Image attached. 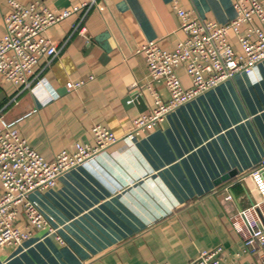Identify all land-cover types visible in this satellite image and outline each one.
I'll return each instance as SVG.
<instances>
[{
    "label": "crops",
    "instance_id": "0c3cea01",
    "mask_svg": "<svg viewBox=\"0 0 264 264\" xmlns=\"http://www.w3.org/2000/svg\"><path fill=\"white\" fill-rule=\"evenodd\" d=\"M43 1L63 10L86 0ZM7 2L0 0V39ZM176 6L220 23L236 16L233 0H98L82 21L85 33L74 29L85 9L48 29L59 53L36 66L30 79L42 78L43 84L35 90L0 73V113L8 120L23 117L22 135L46 159L75 152L78 143L94 145L96 124L121 137L64 172L54 187L30 193L47 228L27 225L20 209L18 225L31 235L1 249L0 264H189L216 247H223L226 264L256 259L230 216L262 197L249 173L264 160V59L149 131L129 135L133 119L153 105L148 65L138 50L156 40L172 51L185 38ZM106 31L109 49L98 40ZM178 74L189 87L185 68ZM79 80L86 83L70 87ZM156 86L169 99L165 84ZM134 92L147 109L125 101ZM232 170L229 180L216 182Z\"/></svg>",
    "mask_w": 264,
    "mask_h": 264
},
{
    "label": "built area",
    "instance_id": "2783aa9c",
    "mask_svg": "<svg viewBox=\"0 0 264 264\" xmlns=\"http://www.w3.org/2000/svg\"><path fill=\"white\" fill-rule=\"evenodd\" d=\"M233 4L236 16L226 23L199 19L191 10L176 6L185 38L172 51L163 49L156 40H150L138 50L145 55L148 65L147 88L153 105L133 119L129 135L149 131L181 105L240 73H251L264 59V0H233ZM97 5L98 0H86L80 6L54 10L43 0L29 3L8 0L3 17L5 33L0 39L1 75L18 87L35 90L43 84L42 78L30 79L36 66L43 57L49 62L59 53L47 34L48 29L85 9V15L74 24V29L83 34L82 21ZM235 40L240 50L236 49ZM181 67L190 77L189 87L178 74ZM160 82L167 87L169 99L159 92L156 84ZM85 83L86 80H79L70 87L77 89ZM22 118L8 120L0 113V250L21 245L31 235V231L18 225L20 209L27 225L47 228L46 215L29 197L33 190L54 187L64 172L84 164L121 139L107 127L96 124L94 145L78 143L75 152L61 151L48 160L22 135L18 127ZM249 175L262 197L233 213L230 221L245 250L256 257L250 264H264V160ZM189 264H226L224 249L205 250Z\"/></svg>",
    "mask_w": 264,
    "mask_h": 264
},
{
    "label": "water",
    "instance_id": "95a60500",
    "mask_svg": "<svg viewBox=\"0 0 264 264\" xmlns=\"http://www.w3.org/2000/svg\"><path fill=\"white\" fill-rule=\"evenodd\" d=\"M108 37H109V32H104L102 35H100V37L98 38V40L102 41L103 43V46L106 48V49H109L110 48V43L108 41ZM125 101L127 103L129 102H133V103H136L137 105L141 104L144 106V109H147V105H146V102H145V99L142 95H140L139 93L137 92H134L130 95H128L126 98H125ZM234 174H236V171L235 170H232L226 174H224L220 179H218L216 182H221V181H227L229 180Z\"/></svg>",
    "mask_w": 264,
    "mask_h": 264
}]
</instances>
